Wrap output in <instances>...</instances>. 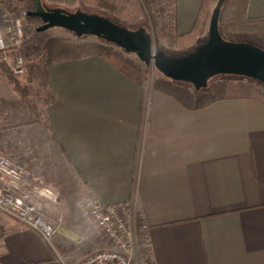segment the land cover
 <instances>
[{"label": "crops", "instance_id": "crops-1", "mask_svg": "<svg viewBox=\"0 0 264 264\" xmlns=\"http://www.w3.org/2000/svg\"><path fill=\"white\" fill-rule=\"evenodd\" d=\"M202 1L177 0L180 31ZM248 15L264 17V0H249ZM44 80L37 121L63 157L65 226L94 240L79 201L134 199L157 264H264L263 100L232 94L189 108L98 55L49 63ZM47 256L38 231L0 211V264Z\"/></svg>", "mask_w": 264, "mask_h": 264}, {"label": "rangeland", "instance_id": "rangeland-1", "mask_svg": "<svg viewBox=\"0 0 264 264\" xmlns=\"http://www.w3.org/2000/svg\"><path fill=\"white\" fill-rule=\"evenodd\" d=\"M124 6V14H117L112 18L115 22L131 29L140 26L152 34L154 42L167 53L179 55L185 50L193 48L208 35V28L200 38L186 39L183 43L170 44L165 34L179 35L187 34L192 27L182 32L178 26V8L175 0H113ZM217 1V0H216ZM48 7H63L70 11H75L76 6L62 5L56 0H42ZM216 2L213 3L215 7ZM81 7L87 12L100 13L110 16L98 6ZM201 7V6H200ZM35 8L34 0H0V9L9 10L13 14H22ZM80 9V8H78ZM200 9V8H199ZM176 10V15L174 11ZM28 14L23 17V30L27 40L23 47L25 58V72L21 76L12 74L11 77L4 73L0 65V151L14 160L38 174L47 184L57 189L62 197L61 211L66 208L65 194L67 190L66 170L63 164V157L56 146L50 133L45 129L44 121H37V117L42 115L44 107L49 100V95L45 89L44 66L46 63V53L48 44L54 38L69 39L71 42L80 41L74 33L59 27L38 32L37 27L41 24L40 19L32 20ZM197 17V15H196ZM175 19V20H174ZM196 19V18H195ZM113 20V21H114ZM176 22V24H175ZM194 24V23H193ZM177 25L176 29L173 28ZM209 25V24H208ZM228 39L237 41L254 42L264 48V40L255 34H241L238 36H226ZM86 39V38H85ZM89 41V40H84ZM137 57V56H136ZM138 58V57H137ZM160 73L154 66H147V82L151 85L153 80ZM224 75L213 77L210 82L221 80ZM234 80L238 76L227 75ZM233 76V77H232ZM244 80V78H243ZM19 84V86H18ZM35 109V110H34ZM50 206L49 203L46 204ZM60 207V206H59ZM68 214L64 213V222L57 235L52 237V244H45L49 251L48 259L31 264H60L59 257L65 258L70 264L80 261L88 251L104 248L108 241L97 228V238H88L78 228L67 225ZM83 223V221H82ZM59 236V241L56 239Z\"/></svg>", "mask_w": 264, "mask_h": 264}, {"label": "built area", "instance_id": "built-area-1", "mask_svg": "<svg viewBox=\"0 0 264 264\" xmlns=\"http://www.w3.org/2000/svg\"><path fill=\"white\" fill-rule=\"evenodd\" d=\"M26 14L0 9V63L16 76L25 72L23 47L27 37L22 20ZM60 202L57 189L0 151V211L38 231L50 245L64 222ZM79 208L108 244L75 264H157L149 227L139 221L134 199L106 204L86 196L79 201ZM59 262L70 264L61 256Z\"/></svg>", "mask_w": 264, "mask_h": 264}, {"label": "water", "instance_id": "water-1", "mask_svg": "<svg viewBox=\"0 0 264 264\" xmlns=\"http://www.w3.org/2000/svg\"><path fill=\"white\" fill-rule=\"evenodd\" d=\"M34 2L35 8L27 14L40 19L38 32L59 27L77 37L102 38L135 54L165 77L191 84L196 91L207 88L218 75L243 76L264 83V48L248 41L227 40L221 34L219 18L225 0H218L212 11L206 40L183 55L164 51L144 26L131 29L99 13L52 8L42 0Z\"/></svg>", "mask_w": 264, "mask_h": 264}, {"label": "trees", "instance_id": "trees-1", "mask_svg": "<svg viewBox=\"0 0 264 264\" xmlns=\"http://www.w3.org/2000/svg\"><path fill=\"white\" fill-rule=\"evenodd\" d=\"M56 1L61 3L62 5H69L73 7L76 6V9L80 8L82 10L84 9L81 7V4L88 7L98 6L106 13L110 14V16L105 14L103 15L109 17L112 20H114L112 18L113 16H117V14H124L126 11L124 6H121L113 0ZM217 1L203 0L197 17L194 21L192 30L184 35H179L175 32L174 34H165L168 38L169 43L176 45L178 42L183 43L186 39L200 38L201 36H203L209 26L208 24L210 22L212 11L214 9L213 3H217ZM174 3L177 4V0H175ZM248 4L249 0H225L219 18L220 31L225 39L237 41L234 39H228L226 36L231 37L241 34H255L256 36L264 40V17H250L248 15ZM174 13L176 15V10L174 11ZM30 18L32 20H39V18L37 17ZM176 27L177 25H175L173 29L175 30ZM79 38L84 39L76 42H71L69 39L64 38H54L53 40H51L47 48L46 63L49 64L70 59L98 55L106 59L121 72L136 80L140 84L144 85L147 82V66L143 62H141L135 54L126 52L119 46L107 42L102 38H98L95 36H83ZM205 40L206 39H203L197 45L203 43ZM197 45H195L191 49L185 50L179 55H183L192 51ZM0 65H2L4 73H6V75L11 77L12 79L13 72L9 69V67L5 63H0ZM233 76L235 77V75ZM223 77L226 78L214 81L213 83H211V86L209 88L196 91L191 84L174 81L160 73V75L153 80L152 86L158 87L164 90L166 93L177 97L187 107L196 109L210 105L232 94L253 95L264 101V83L243 76H238L237 80L229 78L227 75H224Z\"/></svg>", "mask_w": 264, "mask_h": 264}]
</instances>
